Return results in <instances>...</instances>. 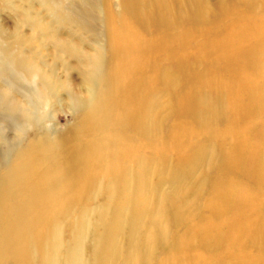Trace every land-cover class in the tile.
Masks as SVG:
<instances>
[{
  "label": "rangeland",
  "instance_id": "rangeland-1",
  "mask_svg": "<svg viewBox=\"0 0 264 264\" xmlns=\"http://www.w3.org/2000/svg\"><path fill=\"white\" fill-rule=\"evenodd\" d=\"M125 1L133 5L130 9L136 8L137 11L130 13L124 10ZM196 1L201 2L204 9L197 7L199 3L195 4L191 0L181 1L182 17L188 11L197 13L196 20L185 24L191 27L194 36L188 44L193 49L186 52L195 54L188 60L193 71L192 79L175 82L178 83L175 91L180 92L183 86L187 92L190 90L185 96L187 103L191 100L196 103L197 110L193 112L191 107L189 119L183 118L178 111V98L172 90L168 92L170 89H165L159 97V104L149 105L148 95L159 86L153 80L149 82L154 67L144 66V63L142 66L135 60V70L138 72L128 74L124 71L127 74L121 79V88L129 82L128 85L134 91L136 89L137 95L134 96H138L135 98L137 100L133 99L138 101L134 105L136 115L133 117L144 123L142 135L133 136L141 144L137 149L143 150L138 155L144 153L152 160L151 190L144 198L148 202L143 208L144 219L139 224L149 229L150 237L146 245L150 241L156 251L149 252V262L143 261V264H158L159 259L166 254H175L180 247L171 244L182 236L187 227V222L181 220H188L189 225L193 226L203 216L216 228L225 245L224 250L232 255L222 264H264V155H258L259 151H264V29L261 28L264 26V0ZM138 2L0 0V26L6 33V38L0 40L4 44H1L4 52L0 51V91H6L24 108L36 112L28 120L24 115L0 109L1 167L9 168L11 162L16 160L18 150L35 137L48 133L54 140L67 143L69 137L79 131L80 127L76 125L82 110L73 107L67 91L59 85L66 84L80 99H88L85 81L95 77L94 57L101 61L105 81H117V76L110 73V61L113 59L109 39L112 23L122 21L132 25L144 37L160 32V38L166 41L163 33L168 24L174 21L173 18L163 21L164 24L158 23L156 4L148 5L147 0ZM140 2H144L147 7ZM174 2L165 1L168 5ZM142 14L150 20V29L147 31L135 25ZM239 27L242 28L240 34L236 32ZM161 28L163 30L157 32ZM12 41L15 43L12 44ZM176 47L179 53L188 48L180 44ZM17 55L20 63L28 59L38 66L46 75L47 78L43 77L46 82L33 80L29 70L22 69L24 67L18 65L19 61L16 63L9 58ZM151 57H154V53ZM182 62L187 63L185 58ZM176 65L174 61H167L160 66L162 69L172 67L168 78L174 80L180 68ZM230 66L238 69L239 73L247 74L246 86L229 77ZM233 69L232 74L236 73ZM207 71L231 83L240 99H215L220 93L214 84L199 83V87L195 86L196 81ZM144 89L146 91L143 94L141 91ZM250 90L254 92L253 95ZM201 93L215 101L211 102V109H200V103H203ZM142 97L146 104H142ZM178 123L184 129L176 140L172 136V128ZM131 124L128 125V134L134 133ZM117 133L124 135L127 132ZM108 141L106 144L111 143ZM178 148L182 150L181 153ZM201 153L204 154L203 159L198 160ZM34 161L38 162L36 156ZM52 164L58 165L55 162ZM101 167L104 169L106 166L102 164ZM59 176H54V180H57L55 177L59 179L55 182L56 188L65 178ZM97 176L92 190L89 186H77L76 190L71 189L69 198L77 202L82 195L80 206L82 204L84 208L90 209L85 219L94 220V228L98 233L103 229L98 225L103 213L106 214L105 221H110L113 210L119 212L121 209L124 220L120 222V231L128 233L132 215L130 205L124 204L125 198L121 196V199L117 195L112 198L114 194L111 192L115 193L113 189L116 187L101 172ZM61 196L57 195L53 205L57 206L55 203H60L65 197ZM75 207L72 209L76 215L78 209ZM62 227L65 238L70 240L66 234L69 233L68 226ZM77 228L78 240L82 244L81 254L87 258L91 248L89 235L94 229L88 230L86 226ZM142 235L144 232L139 236ZM165 239L168 241L163 242ZM127 245L128 241H123L122 246ZM202 253L200 255L206 258ZM18 262L19 259H11L3 264Z\"/></svg>",
  "mask_w": 264,
  "mask_h": 264
},
{
  "label": "bare ground",
  "instance_id": "bare-ground-1",
  "mask_svg": "<svg viewBox=\"0 0 264 264\" xmlns=\"http://www.w3.org/2000/svg\"><path fill=\"white\" fill-rule=\"evenodd\" d=\"M138 1L140 0H134V4ZM153 1L147 0L146 4L151 5L152 3L153 6L156 4L158 23L164 24L163 21H167L169 18L174 20L171 21L172 24H168L163 33L166 41L160 38L161 33L159 32L164 27L157 31L158 34L155 32L144 37L132 25H126L122 21L116 24L112 23L109 39L112 45L113 59L110 61V73L117 76V81H105L106 75L104 71L103 73L101 71V61L94 57L95 77L85 81L89 92L88 99H80L66 84L59 85L67 91L73 107L82 110L79 123L76 125V127H80L79 131L72 134L67 143L54 140L48 133L35 137L18 150L17 158L11 162L9 168L0 166V264L11 259H19L18 264H136L138 260V264H143V261L146 263L148 261V253L154 252L155 247L150 241L146 245L148 237H150L149 229L139 224L144 219L143 208L147 206L148 202L144 198L151 190L152 160L144 153L138 155V152L143 150L137 149L141 144L133 136L142 135L144 132V123L133 117L136 115L134 105L138 102L135 101L138 96H134L137 95L136 89L134 88V91L130 87L131 85H128L129 82L121 88V79L127 73L136 74L138 72L135 70L137 68L134 65L135 60L142 66L144 63V66L154 67L149 75V82L151 83L153 80L159 83V86L154 89L151 95H148V97L150 96L147 99L149 105L159 104L165 89H170L168 92L172 90L178 98V111L180 110L183 118L189 119L191 107H193V112L197 110L196 103L193 100L187 103L185 96L189 94L190 90L187 92L182 86L180 92L175 91L178 89V83L175 82L192 79L193 71L188 60L195 54L186 52L193 49L189 48L188 44L191 42L189 41L191 37L194 36L191 27L185 24L188 21L196 20L197 13L192 14V11H188L182 17V0H175L170 5L165 3L166 0H157L154 1L155 3ZM191 1L195 4L199 3L197 7L204 9L201 2ZM123 3L126 5L124 10L130 11V13L137 11L136 8H134L135 10L129 8L133 7L129 2ZM141 11L143 12V10ZM149 24L150 20L142 14L135 25L141 26L147 31L150 29ZM261 28L264 29V26ZM241 29L237 28L236 32L240 34ZM5 38L6 33L0 26V40L3 41ZM14 43L15 41H12V44ZM1 44L4 46L3 43H0V51L4 52ZM179 44L186 45L188 48L179 53L176 47ZM153 53L154 57H151ZM9 58L16 63L20 59L18 55ZM184 58L187 63L182 62ZM20 61L18 65L23 66L22 69L29 70L30 75H33V80L46 82L43 80L46 75L31 60L24 59L22 63ZM167 61H174L176 66L180 67L178 76L174 80L168 78L172 67L165 66L166 68L162 69L160 66ZM229 69V77H232L234 82L239 80V84L242 82L245 85L247 74L239 73L238 69H233L231 66ZM232 69L236 73L232 74ZM199 83H209L212 86L214 84L220 93V96L215 99L224 98L228 101L232 97L240 99L238 92L230 85L231 83L220 79V76L214 72L207 71L198 82L196 81L195 86L199 87ZM145 91L146 89L141 93L144 94ZM5 92L0 91V109L24 115L28 120H31L36 112L24 108L16 98L10 97ZM250 93L254 94L252 90ZM200 96L203 101L200 103V109H211L210 104L215 101L206 94L201 93ZM248 96L252 99L249 94ZM110 100L113 102L110 103ZM143 100L142 104H146L144 97H142ZM191 114L193 113L191 112ZM129 124H131L130 127L134 133L128 134ZM183 129L178 123L172 128V136L178 140ZM117 130L127 133L120 135ZM262 134L264 135V132ZM107 140L111 143L106 144ZM178 150L180 153L182 152L180 148ZM202 152L204 151L202 150ZM258 155H264V151H259ZM35 156L38 162L34 161ZM203 156V153L199 154L198 160L203 159ZM54 162L58 165H53ZM102 164L106 166L104 169L101 167ZM99 172L105 179L107 178L106 180H111V184L116 187L113 189L115 193L111 192L112 195L114 194L112 198H116V195L117 198L121 196L122 199L125 198L124 204L130 205L129 211L132 212V215L129 219L131 225L127 229L128 233L120 231V222L123 219L121 209L120 211L118 209L119 212L113 210L110 221H105L106 214L103 213L98 222L100 228L103 229L98 233L94 228V220L87 221L85 219L90 209L84 208L82 204L80 206L82 195L77 202L69 198L72 194L71 189L76 190L77 186H89L92 190L93 182L96 181ZM57 175L65 176V178L63 177L64 181L56 188L55 182L59 179L55 177L57 180H54V176ZM91 181L93 185H91ZM120 190L123 192L120 193ZM85 191L87 190L85 189ZM58 194L65 197L60 200V203H55L57 205L55 206L53 203L57 201ZM74 205L78 209L76 215L72 209ZM104 206H107L106 203ZM183 221L187 222V227H185L182 236L174 239V243L171 244L176 248L180 247V249H176L178 251L175 254H166L159 259L158 264H200V262L205 264V261L206 264H222L228 258L231 259L232 255L224 250L225 245H223L216 228L208 223V218L200 217L193 226L189 225L188 220H181V222ZM64 225L68 226L69 233L66 234L70 240L66 239L62 233ZM78 226H86L88 230L94 229L90 235L88 234L91 248L87 258H83V254H81L82 244H80L76 233V229H79ZM143 232L144 235L140 237L139 235ZM125 240L128 241L127 247L122 246ZM166 241L168 239L163 242ZM194 242L196 243L194 244ZM200 252H203L202 254L206 258L202 257ZM190 255H192L191 258Z\"/></svg>",
  "mask_w": 264,
  "mask_h": 264
}]
</instances>
